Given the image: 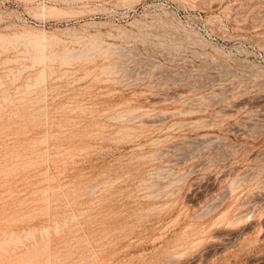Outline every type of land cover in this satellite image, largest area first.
<instances>
[{
	"label": "rangeland",
	"instance_id": "obj_1",
	"mask_svg": "<svg viewBox=\"0 0 264 264\" xmlns=\"http://www.w3.org/2000/svg\"><path fill=\"white\" fill-rule=\"evenodd\" d=\"M263 100L264 0H0V264H264Z\"/></svg>",
	"mask_w": 264,
	"mask_h": 264
},
{
	"label": "bare ground",
	"instance_id": "obj_2",
	"mask_svg": "<svg viewBox=\"0 0 264 264\" xmlns=\"http://www.w3.org/2000/svg\"><path fill=\"white\" fill-rule=\"evenodd\" d=\"M263 101H264V100H263ZM246 104H247V103H246ZM261 104H262V103H261ZM238 107H240V106H238ZM236 108H237V107H236ZM240 109H241V107H240ZM235 110H236V109H235ZM238 110H239V109H238ZM227 113H228V112H227ZM263 115H264V113H263ZM158 117H159V116H158ZM166 118H167V117H166ZM252 118H253V117H252ZM160 119H162V117H161ZM168 119H170V118H168ZM134 121H135V120H134ZM158 121H159V120H158ZM159 122H160V121H159ZM253 122H254V121H253ZM157 123H158V122H157ZM262 127H264V126H262ZM239 128H240V127H238V129H239ZM260 128H261V127H260ZM241 129H242V128H241ZM257 130H258V129H257ZM254 131H255V130H254ZM259 131H260V130H259ZM248 133H249V131H248ZM248 133H247V134H248ZM204 140H205V139H204ZM215 140H216V139H215ZM198 141H199V140H198ZM201 141H202V140H201ZM202 142H203V141H202ZM209 142H210V141H209ZM212 142H216V141H212ZM203 145H204V144H203ZM206 145H207V144H206ZM211 145H212V143H211ZM208 146H210V145H208ZM237 147H238V146H237ZM172 149H173V148H172ZM173 150H174V149H173ZM189 150H190V149H189ZM192 150H194V148H193ZM199 150H200V149H199ZM199 150H198V151H199ZM205 150H206V149H205ZM205 150H204V151H205ZM213 150H214V149H213ZM218 150H219V149H218ZM196 151H197V150H196ZM200 151H201V150H200ZM200 151H199V152H200ZM170 152H171V150H170ZM171 153H172V152H171ZM189 153L191 154V152H189ZM183 154H184V153H183ZM194 154H195V153H194ZM194 154H193V155H194ZM198 154H199V153H198ZM163 155H164V152H163ZM190 157H191V156H190ZM185 159H186V158L183 159L184 162H185ZM183 160H182V161H183ZM186 160H187V159H186ZM173 161H176V160H173ZM173 163H174V162H173ZM184 164H185V163H184ZM179 165H181V164H179ZM227 191H228V190H227ZM229 191H230V190H229ZM229 191H228V192H229ZM226 194H227V193H226ZM225 196H226V195H225ZM226 197L228 198L229 196H226ZM217 205L219 206V204H217ZM218 206H217V207H218ZM215 207H216V206H215ZM213 208H214V206H213ZM202 218H203V217H202ZM202 218H200V219H202ZM225 221H226V220H225ZM225 221H224V222H225ZM228 222H229V221H228ZM229 224H230V223H229ZM230 225H231V224H230ZM33 259H34V257H33ZM46 259H48V258H46ZM29 260H30V259H29ZM29 260H28V262H29ZM31 260H32V259H31ZM26 262H27V261H26ZM35 262H36V261H35ZM37 262H38V261H37ZM40 262H42V260H40ZM44 264H45V263H44Z\"/></svg>",
	"mask_w": 264,
	"mask_h": 264
}]
</instances>
